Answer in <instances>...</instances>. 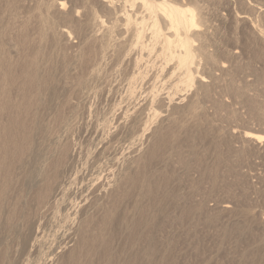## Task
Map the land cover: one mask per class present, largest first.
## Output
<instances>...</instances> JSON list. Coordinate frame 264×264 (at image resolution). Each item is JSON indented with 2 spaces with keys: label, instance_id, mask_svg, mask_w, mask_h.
<instances>
[{
  "label": "rangeland",
  "instance_id": "obj_1",
  "mask_svg": "<svg viewBox=\"0 0 264 264\" xmlns=\"http://www.w3.org/2000/svg\"><path fill=\"white\" fill-rule=\"evenodd\" d=\"M55 1L65 7H49ZM170 1L198 9L196 21L207 36L195 48L205 42L208 58L194 52L196 73L180 92L182 101L167 109L157 100L140 141L116 152L112 173L120 164L127 176L116 196L128 225L111 239L114 256L122 246L120 264H138L136 252L139 264H262L264 142L242 134L264 135V43L251 26L264 33V0ZM94 11L109 17L100 0H0L1 218L25 210L15 170L34 123H50L55 131L64 119L71 137L58 156L65 157L78 135L83 156L92 151L82 135L87 112L97 119L114 105L117 96L106 95L107 70L100 95H80L97 51L93 40L80 44ZM191 98L196 105L188 108ZM132 112L114 117L109 139L131 124ZM133 205L140 211H131Z\"/></svg>",
  "mask_w": 264,
  "mask_h": 264
},
{
  "label": "bare ground",
  "instance_id": "obj_2",
  "mask_svg": "<svg viewBox=\"0 0 264 264\" xmlns=\"http://www.w3.org/2000/svg\"><path fill=\"white\" fill-rule=\"evenodd\" d=\"M100 2L108 9V19L94 11L80 37V44L92 40L97 43L96 57L81 82L80 95L87 100L100 95L98 86L107 70L111 83L106 95L117 98L100 118L92 119L91 111L87 112L88 126L82 135L91 143L92 151L88 149L83 156L79 135V141L71 145L65 157L58 156L61 143L71 137L64 119L55 131H49L50 123H34L26 136L29 150L18 153L15 167L25 210L22 207L17 210L18 215L0 216V264L122 263L125 247L120 246L114 256L111 244V239L128 225L125 209H119L120 196H116L127 176L120 164L112 173L116 152H121L126 144L140 141L149 116L157 112V100L167 109L182 101L180 92L191 85L196 73L194 52L200 51L204 59L208 58L205 42L195 48L196 39L207 35L196 21L198 9L195 12L190 4L170 0ZM51 6L63 9L65 3L55 1ZM253 24L256 40L264 43L263 31ZM61 35L71 37L65 30ZM194 98L188 101V108L196 105ZM129 107L134 112L131 124L116 138L109 139L114 117L126 115ZM242 135L264 142V135L256 131ZM114 211L117 216L120 214L117 220L113 219ZM131 211L140 208L133 205ZM130 242L135 246L134 238ZM152 254L148 251L149 256ZM136 255L139 264L141 255ZM260 262L264 264V255Z\"/></svg>",
  "mask_w": 264,
  "mask_h": 264
}]
</instances>
